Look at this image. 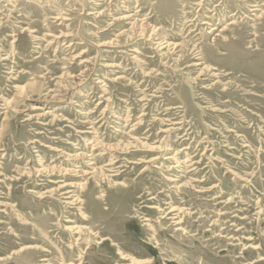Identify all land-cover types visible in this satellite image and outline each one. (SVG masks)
<instances>
[{
	"label": "rangeland",
	"instance_id": "rangeland-1",
	"mask_svg": "<svg viewBox=\"0 0 264 264\" xmlns=\"http://www.w3.org/2000/svg\"><path fill=\"white\" fill-rule=\"evenodd\" d=\"M140 263L264 264V0H0V264Z\"/></svg>",
	"mask_w": 264,
	"mask_h": 264
},
{
	"label": "bare ground",
	"instance_id": "bare-ground-1",
	"mask_svg": "<svg viewBox=\"0 0 264 264\" xmlns=\"http://www.w3.org/2000/svg\"><path fill=\"white\" fill-rule=\"evenodd\" d=\"M250 6H253V5H250ZM255 6V5H254ZM251 11H253V13H252V15H257V13L256 12H258V11H260V8L259 7H253L252 9H250ZM257 17H261V15H257ZM211 21H213V19L212 18H210V19H208V20H206L205 22H204V24H206V25H209V26H212V22ZM232 23H234V21L233 22H231L230 24H232ZM213 28H215V26H212ZM222 31H224V29H222ZM141 264V263H140Z\"/></svg>",
	"mask_w": 264,
	"mask_h": 264
}]
</instances>
